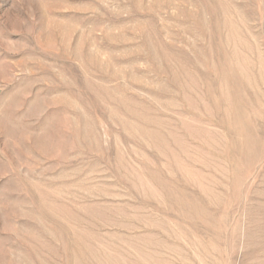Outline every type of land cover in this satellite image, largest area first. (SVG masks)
<instances>
[{"label": "rangeland", "instance_id": "374dc122", "mask_svg": "<svg viewBox=\"0 0 264 264\" xmlns=\"http://www.w3.org/2000/svg\"><path fill=\"white\" fill-rule=\"evenodd\" d=\"M0 264H264V0H0Z\"/></svg>", "mask_w": 264, "mask_h": 264}]
</instances>
